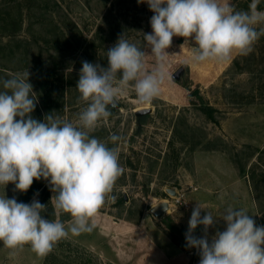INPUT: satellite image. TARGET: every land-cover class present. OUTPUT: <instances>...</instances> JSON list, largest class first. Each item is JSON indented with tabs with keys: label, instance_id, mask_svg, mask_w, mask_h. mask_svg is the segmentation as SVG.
<instances>
[{
	"label": "rangeland",
	"instance_id": "rangeland-1",
	"mask_svg": "<svg viewBox=\"0 0 264 264\" xmlns=\"http://www.w3.org/2000/svg\"><path fill=\"white\" fill-rule=\"evenodd\" d=\"M231 2L244 11L241 3L251 0ZM153 15L140 0H0V80L28 70L37 94L32 118L52 114L75 124L87 106L76 89L82 61L106 68V52L122 34L143 48ZM183 44L184 38L173 37L168 52L175 56L158 98L140 105L130 90L110 107L109 122L91 134L109 147L111 134L123 138L119 162L125 169L93 231L62 240L44 259L29 247L10 259L0 242V264H199L198 250L186 243L196 204L205 209L201 217L209 211L217 218L209 242L225 230L219 217L228 207L244 209L264 226V36L251 54L224 64L194 63ZM206 107L216 110L217 123ZM142 110L149 113L137 116ZM4 194L25 204L38 199L47 205L42 215L66 227L71 220L55 215L43 179L27 192L12 183L0 186ZM179 196L188 206L174 205ZM163 204L168 207L156 213ZM193 234L203 237L204 227Z\"/></svg>",
	"mask_w": 264,
	"mask_h": 264
},
{
	"label": "clouds",
	"instance_id": "clouds-1",
	"mask_svg": "<svg viewBox=\"0 0 264 264\" xmlns=\"http://www.w3.org/2000/svg\"><path fill=\"white\" fill-rule=\"evenodd\" d=\"M147 3L151 33L143 34L145 46L130 43L122 34L106 52L108 66L82 61L76 89L86 107L75 124L47 114L32 118L37 94L28 82L29 71L0 80V186L12 183L27 192L36 180H45L53 193L55 215L68 214V226L59 218L42 215L47 205L30 204L0 196V242L16 259L25 247L37 258L51 254L62 240L90 233L95 216L112 195L124 174L119 162L122 137L111 134L113 147L91 134L107 124L117 102L134 90L137 103L150 105L161 95L169 78L168 61L173 37L184 38L194 63H228L233 56H247L264 36L261 0H251L247 11L236 10L231 0H140ZM152 58L154 64L149 66ZM36 195H39L37 193ZM196 204L186 233L188 247L197 249L199 264H264V226H257L244 209L228 207L219 217L226 228L209 242L208 229L217 222L212 213ZM205 235L196 237L198 226Z\"/></svg>",
	"mask_w": 264,
	"mask_h": 264
},
{
	"label": "trees",
	"instance_id": "trees-1",
	"mask_svg": "<svg viewBox=\"0 0 264 264\" xmlns=\"http://www.w3.org/2000/svg\"><path fill=\"white\" fill-rule=\"evenodd\" d=\"M243 6L244 11H247L249 9V4L247 2L241 3ZM259 10H264L263 4L258 5ZM204 110V113L207 115V117L214 123H217L216 118L214 117V113L216 112L215 109L212 107H206Z\"/></svg>",
	"mask_w": 264,
	"mask_h": 264
},
{
	"label": "water",
	"instance_id": "water-1",
	"mask_svg": "<svg viewBox=\"0 0 264 264\" xmlns=\"http://www.w3.org/2000/svg\"><path fill=\"white\" fill-rule=\"evenodd\" d=\"M148 113H149L148 110H142V111L137 112V116H144V115H146V114H148ZM167 207H168V205L163 204V205L157 207L154 211L157 213V212H159L160 210L162 211L163 209H166Z\"/></svg>",
	"mask_w": 264,
	"mask_h": 264
},
{
	"label": "built area",
	"instance_id": "built-area-1",
	"mask_svg": "<svg viewBox=\"0 0 264 264\" xmlns=\"http://www.w3.org/2000/svg\"><path fill=\"white\" fill-rule=\"evenodd\" d=\"M174 205L176 206V207H185V206H188V203H187V201L183 198V196H179V197H177V198H175V203H174Z\"/></svg>",
	"mask_w": 264,
	"mask_h": 264
}]
</instances>
